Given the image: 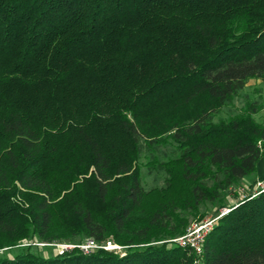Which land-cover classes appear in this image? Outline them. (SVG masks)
<instances>
[{
    "label": "trees",
    "instance_id": "trees-1",
    "mask_svg": "<svg viewBox=\"0 0 264 264\" xmlns=\"http://www.w3.org/2000/svg\"><path fill=\"white\" fill-rule=\"evenodd\" d=\"M252 78L264 0H0V248L120 246L0 264H264ZM224 205L200 254L170 241Z\"/></svg>",
    "mask_w": 264,
    "mask_h": 264
},
{
    "label": "rangeland",
    "instance_id": "rangeland-1",
    "mask_svg": "<svg viewBox=\"0 0 264 264\" xmlns=\"http://www.w3.org/2000/svg\"><path fill=\"white\" fill-rule=\"evenodd\" d=\"M247 93H249L251 96H253L254 98H258L262 104L263 107L261 109V111H259L257 114H255V117L264 122V82L261 79H255L252 78L248 81L247 86L245 88V90ZM243 102L242 98H238L236 101V105L240 106ZM143 173H144V185L147 189L153 188V187H158L164 184V179H163V174L161 173H148L147 170L145 168H143ZM264 180V154L263 157H261L257 163V169L255 172H253L252 174H249L248 176H246L242 182L238 185H236V190L239 192H237V194H240L244 188L246 189H251V190H258V181ZM233 194H229L228 195V200H227V204H231L233 202H235V200L237 199L236 197L232 196ZM62 196H60L59 198H61ZM227 205H224L222 207H219V212H221V210L223 208H225ZM214 210V209H213ZM210 215H217L214 214V212H210L208 216ZM206 218V217H205ZM202 220H196V219H192L187 228L189 227V225H191L194 222H199ZM187 230V229H186ZM88 239V238H86ZM86 240L82 241L81 243H84ZM81 243H73L67 240H59V241H43L41 239H30L28 237H22L20 238L17 243L13 246H5L3 248H0V252L2 253H11V252H17L22 250L23 248H31L33 251L35 252H39L42 254H50V253H62L65 250H68L72 247L78 246L79 248H81L83 251L84 249L81 247ZM114 245L113 243L110 242H106L105 245H100L99 243H97V247H104L107 249H114ZM113 246V247H111ZM116 248H120V246L116 247ZM64 249V250H63ZM63 250V251H61ZM86 252V251H84Z\"/></svg>",
    "mask_w": 264,
    "mask_h": 264
},
{
    "label": "built area",
    "instance_id": "built-area-1",
    "mask_svg": "<svg viewBox=\"0 0 264 264\" xmlns=\"http://www.w3.org/2000/svg\"><path fill=\"white\" fill-rule=\"evenodd\" d=\"M258 184L259 189L264 188V180L258 181ZM228 210L229 208L225 207L217 215H210L204 218L202 221L192 223L183 234L171 238L170 241L176 242L179 245L189 246L196 254H200L203 250L206 234L213 227V224L218 219V217ZM117 246L118 245H114V248ZM81 247L84 249V251L88 252L97 247V242H95V240L92 238H88L84 243H81Z\"/></svg>",
    "mask_w": 264,
    "mask_h": 264
}]
</instances>
